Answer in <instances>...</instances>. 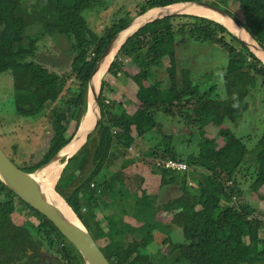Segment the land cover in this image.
Returning <instances> with one entry per match:
<instances>
[{
  "label": "trees",
  "instance_id": "trees-1",
  "mask_svg": "<svg viewBox=\"0 0 264 264\" xmlns=\"http://www.w3.org/2000/svg\"><path fill=\"white\" fill-rule=\"evenodd\" d=\"M127 1L135 4L133 9ZM183 1H207L225 9L264 48V0H121L100 30L91 19L116 0H35L28 6L25 0H0V75L13 78L17 114L42 115L50 125L47 152L38 162L33 155L30 165L17 164L21 169L40 168L74 137L88 110L94 68L116 34L149 9ZM33 24L36 33L29 31ZM42 37L54 43L67 39L72 53L68 69L59 72L38 59ZM198 44L227 54L220 67L221 91L202 90L214 71L197 77L181 61L182 48ZM115 68L132 92L122 101L104 93L107 75ZM259 88L264 90V63L218 20L175 14L144 25L125 41L102 80L101 122L68 159L56 185L111 264H165L169 256L176 263L264 264V219L258 215L264 208V129L250 146L251 138L230 127L238 126ZM138 141L150 144L139 150L144 158L119 149ZM145 158L159 175L156 188L178 185V197L160 203L159 195L147 193L145 176L129 171ZM168 158L186 160L188 169L156 165ZM0 196V264H84L54 223L1 179ZM129 198L140 210L143 203L156 205L155 221L130 216L124 205ZM174 225L181 227L183 241L170 233Z\"/></svg>",
  "mask_w": 264,
  "mask_h": 264
},
{
  "label": "rangeland",
  "instance_id": "rangeland-1",
  "mask_svg": "<svg viewBox=\"0 0 264 264\" xmlns=\"http://www.w3.org/2000/svg\"><path fill=\"white\" fill-rule=\"evenodd\" d=\"M116 1L117 3H114L107 10L102 11V9L99 8L100 10H98L91 19L93 27L96 26L100 30L104 25L110 22L112 15L116 13L117 9H119L121 5V0ZM33 2H35V0H25V5L28 6ZM125 4L130 9H133L135 5L133 2L129 1H127ZM86 14L88 17L89 11H87ZM29 29L31 33H36V24L31 25ZM41 39V48L38 53V59L56 71L60 72L68 69L72 59V53L70 51V44L68 43L67 39L60 37L55 41V43L47 37H42ZM236 45L241 46L238 43H236ZM180 57L181 61H183L185 65L194 68V74L197 77H200L205 72L214 71V77L212 79H207V83L202 86V90L214 88L219 91L222 90L221 84L223 70L220 69V67L226 64L228 58L227 54L222 49L212 47L207 44H198V47L195 46V48L186 46L182 48ZM123 62L127 63V65L131 68L134 67L133 63L129 61V59H125ZM116 69L117 68L107 75L108 85L104 93L109 100L122 101L128 98V96H132V92L127 86L126 77H124V75L118 74L119 70ZM6 75L7 77L5 78H3V76L0 77V145L16 162V164L20 166L23 164H31L29 157L33 155L34 162H38L47 152L48 146L50 145L51 134L48 130L50 125L47 122V119L42 115L30 117L20 116L17 114L14 103L13 78L9 75L11 82H8L7 79H9V76L8 74ZM256 92L258 93L256 96L254 95V92L250 96L249 109L244 113L238 126H230L239 136L246 137L247 139L251 138V142L249 144L250 146H253L256 143L264 129V90L259 88ZM158 118L166 122L167 117L160 114ZM14 145L17 146L16 149L13 147ZM194 145L195 144H193L192 148L196 149V146L194 147ZM149 148V143L138 141L136 146H134V151L130 152V155L143 157V155H141V151L148 150ZM182 148H185V146H182ZM61 159L62 162H65L66 157ZM145 159V161L141 160V163L137 164L136 169H130L129 171H131V173L140 172L143 174L146 181L144 183V188L152 190L156 184H159V178H155V180L152 181L154 177H152L151 173L154 171V169L150 166L151 159ZM106 171L108 170L106 169ZM103 177L104 173L101 175V178ZM147 193L151 192L147 191ZM154 193L155 191L153 194ZM146 199H149L148 195ZM244 200L246 199L244 198ZM142 206L144 207V210H139L138 214L143 216L148 221H155L154 214L156 205L151 208L147 205V203H143ZM19 213L20 215H23V217L28 218L27 211L20 210ZM102 215L103 212L99 214V216ZM258 215L264 219L263 207L259 209ZM37 221L38 223L40 222L39 219H37ZM39 227L40 226H37L36 229H39ZM170 233L172 234L175 241L184 240V234L180 226L174 225ZM262 236H264V230L262 231ZM155 256L158 258L160 255L155 253ZM165 264L188 263H176L174 262V257L169 256L165 261Z\"/></svg>",
  "mask_w": 264,
  "mask_h": 264
},
{
  "label": "water",
  "instance_id": "water-1",
  "mask_svg": "<svg viewBox=\"0 0 264 264\" xmlns=\"http://www.w3.org/2000/svg\"><path fill=\"white\" fill-rule=\"evenodd\" d=\"M180 6H191L205 8L213 13H216L225 18L234 30L238 31V34L232 30L229 26L228 29L240 38L245 45L264 63V48L253 37V35L247 30V28L231 13L219 6L209 3L207 1H183L177 2L163 7H155L149 9L147 12L138 15L130 23H128L123 29H121L112 41L105 48L103 54L99 58L93 74L89 81L88 87V110L82 120L79 129L75 133L74 137L54 156L52 159L42 165L40 168L32 172H27L21 169L7 154V152L0 145V179L13 190L21 199L26 201L32 207L44 214L54 225L60 230V232L66 237V239L74 245L79 251L84 261V264H111L108 257L105 255L99 244L95 241L91 232L84 224L78 213L73 207L66 201V199L57 191L56 185L61 177L59 176L56 185L53 188L43 185L40 181V174L55 160L66 157L64 167L67 164L68 159L79 150L87 141L88 136L96 130L102 119V110L99 104V95L102 86V80L104 74L108 70L110 64L114 60L121 46L125 41L136 33L144 25L151 23L157 19L165 18L167 16L175 14H193L188 12H177L171 10V7L178 8ZM165 8L164 11L155 15L151 19H147L146 15L154 9ZM203 16V15H199ZM211 18V17H208ZM213 19V18H211ZM216 20V19H214ZM221 22V21H220ZM222 23V22H221ZM139 25L135 32H131L135 25ZM132 33V34H131ZM122 41V42H121ZM117 48L115 56L109 62L107 69L103 72L104 67L113 54V51ZM99 89L97 90V77L101 76ZM13 80V79H12ZM92 115L90 123L86 124L89 116ZM84 140L83 142H81ZM80 147L72 154H63L65 149L69 146ZM63 167V169H64ZM63 171V170H62Z\"/></svg>",
  "mask_w": 264,
  "mask_h": 264
},
{
  "label": "bare ground",
  "instance_id": "bare-ground-1",
  "mask_svg": "<svg viewBox=\"0 0 264 264\" xmlns=\"http://www.w3.org/2000/svg\"><path fill=\"white\" fill-rule=\"evenodd\" d=\"M165 8H157V9H154L152 10L151 12H149L147 15H146V18L147 19H151L152 17H154L155 15H158L159 13H161L162 11H164ZM171 10H174V11H177V12H188V13H194V14H198V15H203L205 17H211L213 19H216L218 21H221L222 23L226 24L227 26H229L232 30L233 27L229 24V22L223 18L222 16L216 14V13H213L212 11L208 10V9H205V8H200V7H191V6H180L178 8H175V7H171L170 8ZM140 24H136L131 32H135L138 27H139ZM237 34H238V31L237 30H234ZM132 32V33H133ZM131 33V34H132ZM135 34V33H134ZM133 34V35H134ZM132 35V36H133ZM131 36V37H132ZM122 42V41H121ZM117 51V48L113 51V54L111 55V57L109 58V60L107 61L105 67H104V70L102 73H104V71L107 69L108 67V64L109 62L113 59V57L115 56V53ZM101 78H102V74L101 76L97 77V90L99 89V86H100V81H101ZM91 117L92 115L89 116V118L87 119L86 121V124L90 123L91 121ZM84 140H82L81 142H83ZM80 147L79 146H76V147H73V146H69L68 148L65 149L64 153L65 155L67 154H72V152H75L78 148ZM62 159H58V160H55L53 161L41 174H40V181L43 183V185L45 186H48L50 188H53L59 178V176L61 175V173L63 172V167H64V161L62 162L61 161Z\"/></svg>",
  "mask_w": 264,
  "mask_h": 264
},
{
  "label": "crops",
  "instance_id": "crops-1",
  "mask_svg": "<svg viewBox=\"0 0 264 264\" xmlns=\"http://www.w3.org/2000/svg\"><path fill=\"white\" fill-rule=\"evenodd\" d=\"M1 76H3V78H5V77H7V75L5 74H3V75H0V77ZM9 76V75H8ZM5 80V79H4ZM7 81L8 82H11L10 81V76H9V79H7ZM137 164L138 163H136V164H133L132 166H130V168H129V170L131 169H136V166H137ZM140 173V172H139ZM141 174V173H140ZM152 174V177H154L153 179H152V181H154L155 180V178H159V175H157V174H155V173H151ZM143 175V174H142ZM144 176V175H143ZM150 185H151V182H150ZM180 188H179V186L178 185H169V186H165L164 188H156V185L154 186V189H150V192H154L155 191V195H159L158 196V198H157V200L156 201H159L160 203H165V202H167L168 200H171V199H174V198H176V197H178L180 194H181V191L179 190ZM3 199V197L2 196H0V200H2ZM125 205V209H126V211L128 212V214L130 215V216H133V217H137V218H139V220H141V221H145L146 219L143 217V216H141V215H139L138 213H139V210H140V207H139V204L135 201V200H133V199H128L127 200V204L125 203L124 204ZM85 206H87V205H85ZM20 214V213H19ZM36 219V217L35 216H33V217H31V219ZM38 225H36V227H37ZM38 230V229H37Z\"/></svg>",
  "mask_w": 264,
  "mask_h": 264
},
{
  "label": "built area",
  "instance_id": "built-area-1",
  "mask_svg": "<svg viewBox=\"0 0 264 264\" xmlns=\"http://www.w3.org/2000/svg\"><path fill=\"white\" fill-rule=\"evenodd\" d=\"M122 151H126L128 153L133 152L134 151V146L130 145L128 147H120L119 148ZM157 166L160 168H164V169H168V170H173V171H186L188 169V164L185 161L182 160H176L173 158H168V159H164V160H159L157 161ZM191 183V181H190ZM94 183L92 184V186L94 187ZM87 209L86 206L83 207V210L85 211Z\"/></svg>",
  "mask_w": 264,
  "mask_h": 264
}]
</instances>
